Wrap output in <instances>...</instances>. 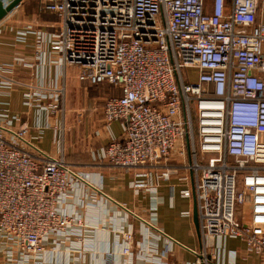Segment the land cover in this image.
Returning a JSON list of instances; mask_svg holds the SVG:
<instances>
[{
  "label": "built area",
  "instance_id": "2783aa9c",
  "mask_svg": "<svg viewBox=\"0 0 264 264\" xmlns=\"http://www.w3.org/2000/svg\"><path fill=\"white\" fill-rule=\"evenodd\" d=\"M38 2L57 22L15 29L18 44L33 36L34 63L17 62L33 69L47 46L57 54L48 64L60 72L49 73L46 86L26 85L24 105L37 117L61 114L59 76L64 80L67 67L78 70L81 83L118 89L102 109L105 125L120 123L122 135L110 138L98 165L130 174L133 189L153 197L161 183L177 180L171 194L179 185L181 196L195 202L200 247L186 248L194 264L234 263L237 254L222 245L227 238L264 264V0ZM20 5L0 19V29ZM17 84L0 73V88ZM17 120L7 107L0 111L5 263L38 264L47 246L55 250L60 242L71 253L98 229L113 233L112 247L102 251L105 264H115L116 254L135 264L136 246L143 264H168L170 248L159 251L146 237L156 231L175 241L124 204L113 201L123 212L114 224L77 214L72 199L82 206L78 195L86 196L85 185L93 188L86 173L31 141ZM135 221L146 224L143 243Z\"/></svg>",
  "mask_w": 264,
  "mask_h": 264
},
{
  "label": "crops",
  "instance_id": "0c3cea01",
  "mask_svg": "<svg viewBox=\"0 0 264 264\" xmlns=\"http://www.w3.org/2000/svg\"><path fill=\"white\" fill-rule=\"evenodd\" d=\"M23 27L24 25H15V27H8V29L7 27H1L0 29L1 31L6 28L7 30L4 31H8V33L11 34L10 39L0 36V73L11 76L18 81V84L10 89L0 88V111L4 107H7L10 110V114L18 117L17 122H15L17 127L20 124L28 127V137L31 141L42 149L50 152L52 155H63L58 138V136L61 135V129L57 128L54 130L52 126H61L70 78V76H68V71L72 70V67L66 68V77L64 80L59 76V83L64 82V103L61 114L57 116L43 114L37 117L34 109L24 105L23 92L27 89L26 85L30 84L38 87L41 85L46 86L53 81L50 74L56 72L58 74L60 71L58 72L56 68H51V66H49V60L51 61V59L56 58L57 54L48 51L47 46L45 47L44 61L35 62V67L33 69L24 68L17 62V59L20 58L21 60L34 63L33 36L29 35L27 37L25 45L18 44L14 39V30L22 29ZM103 86H107L108 88L107 97L114 92H118V89L110 85L103 84ZM101 116L103 117V109ZM37 122L39 124H37ZM37 125L40 126V128H38ZM105 127L107 131L103 133V135L101 134V139L103 141L106 140V142L96 147L97 149L92 153L91 162L89 167H86L87 169L84 167L78 169L86 173L88 177L87 180L93 185V188H89L85 185L84 190L86 196L83 195V190L78 195L83 201L82 206L80 202H77L75 197H72L76 205L75 210L77 214L84 216L86 219L89 218L94 222L105 220L107 224H114V216L117 217L119 212H123L120 211L113 201L124 204L128 210L135 212L141 218L154 224L176 242H171L170 239L167 240L165 236L160 235L156 231H150L151 233L146 237L147 240L156 243L159 251L170 248V251L167 252L166 255L168 264H194L193 255L186 249H199L200 247L199 230L198 232L196 231L193 222L194 198L192 196H181V186L179 185H175V193L172 195L170 185L177 184V180L174 178L169 182L161 183L158 186L157 194L153 197L154 195H149L143 190L136 192L131 186L132 177L130 174L111 167L92 166L93 162L96 161L94 164L97 163L101 150L108 144L110 138H117L122 135V127L118 122H112L108 127L106 125ZM47 131L51 133V148L49 149L42 144ZM92 197H94L95 200H92ZM92 202L94 204H92ZM152 207L156 209L155 214L150 213ZM186 211L188 215H182V213ZM131 220L132 219H129V221ZM135 224L138 228V230L136 229L135 238L139 243H143L142 230H145L146 224H139V221H135ZM111 227H113V225H109V228ZM112 240V231H101L97 229L89 235L85 245L73 250L71 253L68 251V242H60L58 248L55 250H52L51 245L48 244L49 246H47V251L44 253L42 262L38 264H105L102 251L112 247ZM222 245L225 250L233 251L237 254L234 263L230 264H262L258 257H244V244L238 239H224ZM138 248L137 246L133 248V253L135 255L133 260L135 264H143L139 259ZM2 254L3 252L0 248V264H9L2 260ZM115 261V264H122L123 259L116 254Z\"/></svg>",
  "mask_w": 264,
  "mask_h": 264
},
{
  "label": "rangeland",
  "instance_id": "374dc122",
  "mask_svg": "<svg viewBox=\"0 0 264 264\" xmlns=\"http://www.w3.org/2000/svg\"><path fill=\"white\" fill-rule=\"evenodd\" d=\"M56 17L49 13H41L38 0H22L17 12L5 21L2 27H15L25 23L34 25L45 22H57ZM6 28L0 31V36L10 39L11 34ZM71 71V72H70ZM68 71L69 84L65 98V106L62 116L61 135L59 145L67 162L76 169H87L91 162V155L96 147L106 142L101 139L107 131L102 114V104L107 97V86H88L78 82V70L72 68ZM117 123V122H116ZM102 134V135H101ZM42 144L51 148V133L47 131ZM96 162V161H95ZM92 166L101 167L98 163ZM87 167V168H86Z\"/></svg>",
  "mask_w": 264,
  "mask_h": 264
},
{
  "label": "water",
  "instance_id": "95a60500",
  "mask_svg": "<svg viewBox=\"0 0 264 264\" xmlns=\"http://www.w3.org/2000/svg\"><path fill=\"white\" fill-rule=\"evenodd\" d=\"M8 4L3 6L2 2L0 1V19L3 18L9 11H11L15 6H17L22 0H7ZM193 222L198 232V220H197V212L196 207L194 204L193 207Z\"/></svg>",
  "mask_w": 264,
  "mask_h": 264
},
{
  "label": "trees",
  "instance_id": "16d2710c",
  "mask_svg": "<svg viewBox=\"0 0 264 264\" xmlns=\"http://www.w3.org/2000/svg\"><path fill=\"white\" fill-rule=\"evenodd\" d=\"M38 7H39V10H40L41 13H45V12H42V11H41V9H40V5H39V2H38ZM97 86H99V85H97Z\"/></svg>",
  "mask_w": 264,
  "mask_h": 264
}]
</instances>
